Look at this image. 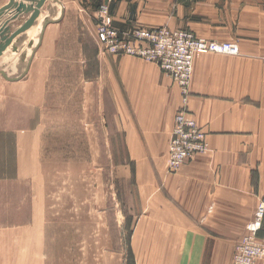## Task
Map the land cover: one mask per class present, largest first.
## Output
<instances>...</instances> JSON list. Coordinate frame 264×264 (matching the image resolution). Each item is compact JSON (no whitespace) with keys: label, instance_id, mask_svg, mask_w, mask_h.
<instances>
[{"label":"rangeland","instance_id":"rangeland-1","mask_svg":"<svg viewBox=\"0 0 264 264\" xmlns=\"http://www.w3.org/2000/svg\"><path fill=\"white\" fill-rule=\"evenodd\" d=\"M9 1L0 0V8ZM246 5V0L45 1L34 24L0 55V70L18 77L35 50L22 78L8 81L0 74V264H118V259L130 264L129 235L140 209L130 199L131 189L144 181L143 160L129 134L136 107L174 113L168 173L181 168L169 167V143L183 109L206 138L205 150L189 158L199 162L191 165L225 167L210 158L208 134L188 108L195 56L223 53L197 50L193 42H228L238 52L226 55L245 53L246 29L255 31L256 19ZM11 15L4 13L0 26ZM29 15L12 20L9 34ZM48 20L58 21L46 26L37 48ZM104 23L124 34L136 29L176 34V47L191 63L186 101L180 85L156 62L108 53L97 33ZM249 181L257 207L264 200V175L253 174ZM257 239L264 244L260 233Z\"/></svg>","mask_w":264,"mask_h":264},{"label":"crops","instance_id":"crops-1","mask_svg":"<svg viewBox=\"0 0 264 264\" xmlns=\"http://www.w3.org/2000/svg\"><path fill=\"white\" fill-rule=\"evenodd\" d=\"M246 4L247 14L256 15L255 31L246 29V52L196 55L188 101L208 134L210 158L225 167L191 165L199 161L188 159L177 174L168 173L174 113L163 116L147 106L133 111L129 134L143 160L144 181L131 189L130 199L140 209L129 235L130 264H230L235 243L253 217L257 198L249 176L264 175V0ZM129 141L130 136L128 147ZM261 230L264 239V225Z\"/></svg>","mask_w":264,"mask_h":264},{"label":"built area","instance_id":"built-area-1","mask_svg":"<svg viewBox=\"0 0 264 264\" xmlns=\"http://www.w3.org/2000/svg\"><path fill=\"white\" fill-rule=\"evenodd\" d=\"M97 33L108 53L115 55L127 54L156 62L181 87L187 98V87L191 75V63L174 43V36L168 30L136 29L124 34L108 24H98ZM194 48L223 54H237L235 44L195 40ZM202 129L184 109L174 118L172 136L169 143V167L176 170L194 154L205 150L206 140ZM264 220V200L260 201L252 219L244 226V233L232 254L230 264H256L264 258V244L257 239Z\"/></svg>","mask_w":264,"mask_h":264},{"label":"water","instance_id":"water-1","mask_svg":"<svg viewBox=\"0 0 264 264\" xmlns=\"http://www.w3.org/2000/svg\"><path fill=\"white\" fill-rule=\"evenodd\" d=\"M45 1L46 0H19V1L10 0L6 5H4L0 8V17H2L4 15V13H6V12H10L12 14L0 26V55L2 54V52L7 48V46L11 43V41L17 35L28 30L34 24L35 20L40 15L41 8L43 7ZM28 2H31V4H29ZM21 14H30V15L17 30H15L11 34L7 35L6 33H8L10 31L9 23L12 20H15ZM62 16H63V12H62L59 19H61ZM58 20H48V21L44 22L42 29H41L40 36H39V42L37 44V48L41 42V39L43 37L46 26L49 23H54ZM34 52H35V50L32 52V54L28 60V64H27L26 69L24 70V72L20 76L9 77L6 75L5 72H3L1 70H0V74L8 81L19 80L20 78H22L27 73Z\"/></svg>","mask_w":264,"mask_h":264},{"label":"bare ground","instance_id":"bare-ground-1","mask_svg":"<svg viewBox=\"0 0 264 264\" xmlns=\"http://www.w3.org/2000/svg\"><path fill=\"white\" fill-rule=\"evenodd\" d=\"M7 35L9 34V32L8 33H6Z\"/></svg>","mask_w":264,"mask_h":264}]
</instances>
